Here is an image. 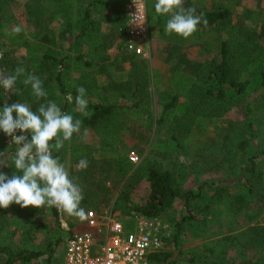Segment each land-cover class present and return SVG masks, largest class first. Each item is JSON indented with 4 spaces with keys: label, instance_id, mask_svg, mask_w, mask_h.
<instances>
[{
    "label": "trees",
    "instance_id": "1",
    "mask_svg": "<svg viewBox=\"0 0 264 264\" xmlns=\"http://www.w3.org/2000/svg\"><path fill=\"white\" fill-rule=\"evenodd\" d=\"M124 2L125 0H34L35 7L27 10L29 23L32 26V36L38 41L51 45L54 34L47 26L51 22H55L61 27L59 38L66 42L69 41L67 51L76 52V56L71 57V53L68 52L60 56L55 54L58 53L55 52L56 48L49 47L48 51L39 58L35 68L30 69L29 66L23 65L21 60L13 58L1 41L3 28L12 19V10L10 0H0V54H2L0 72L10 75L17 67H23L25 74L32 73L39 76L43 81V87L48 92V100L54 101L63 98L62 111L69 109L73 111L77 88L83 86L86 89V96H88L86 99L89 102L87 111L91 115L90 117H83L78 113L74 115L82 120V127L89 128L95 133L100 140L102 149L114 153H112L114 156L109 159H98L95 151L88 147L83 154L75 159L76 163L81 158H86L88 161V167L85 170L70 169V177L74 178L75 182L80 186H88L87 190H83L84 198L80 206L84 207L89 202L90 204L94 203L100 194H106L110 180L114 179L116 184V179H118L120 188L112 212L126 225L131 224L130 217L134 213L173 221L174 219L166 212L181 196L185 197L186 203L189 199H194V203L190 207L186 204V206L188 205L187 213L182 218L185 223L198 220V216L201 217L202 222L206 221L213 210L212 204L202 203L199 191L193 193L190 189L186 192L182 190L179 182L180 174L170 168L164 160L143 157L139 164L132 163L126 153L121 150L119 144L121 133L128 124L129 110H136L141 112L151 125L162 128L163 135L167 139L183 140L190 136L195 128H198L200 117H222L232 108L240 106L237 100L228 98L227 90L230 88L239 94L245 92L247 82L242 75L253 70L260 77V93L254 106H251L249 101L244 106L241 105L244 112L245 134L235 144L236 152L246 157L240 164L235 162L234 155L230 157L226 155L222 163V167L225 164L226 168L221 169L223 178L212 181L210 190L215 195L217 202L227 201L235 212L253 204L254 218L263 214L264 150H256L254 154L249 155H245V152L253 140L259 138L262 128L264 132V46L258 42L259 38L264 37V12L262 10H244L243 19H253L254 22H237L234 17V7L227 1H213L202 7L194 5L190 0L183 1L185 9L194 8L195 15L203 14V19L207 20V24L201 22L197 27L210 26L216 32L217 47L214 54L203 60H191L185 56V39L173 34L175 45L170 48L167 58L169 60L176 55V66L182 69L183 65L184 71L191 75L192 83L187 89L186 102L182 106H180L178 93L172 90L160 93L163 103L159 117H156L147 107L150 101V92L146 89L149 82L147 66L133 52H127L124 56L126 62L129 63L128 79L125 82H116L113 85L109 84L99 88L95 83L94 73H80L78 76H74L72 79L74 84L68 87L69 94L73 96V103H69L65 99L66 95L64 94H67V90L62 81L65 61L71 58L74 62H82L87 67H92V62L81 61L83 55L86 54L84 47L88 48V45L93 44L94 49L104 48V38L102 37L105 34L101 29V24L104 22L110 23L121 34L125 32ZM99 6H106L110 11L103 19L96 16ZM168 19L165 18L164 21L167 22ZM96 42L99 44L96 45ZM171 68L173 69V66ZM85 78L89 82L85 81ZM22 79L23 77L19 78L16 83V88L21 90V94H16L15 91L7 93L0 87V108L6 103L11 104L22 100L37 106L31 95L30 86L25 87ZM106 88H111L108 98L98 94L100 90ZM130 136L131 138L138 137L132 132ZM66 149H68L66 144L58 152L53 149L54 157L62 162ZM14 151L15 147L6 142L4 134L0 132V152L7 153L9 165H12ZM0 171L11 176L14 167L5 166L0 168ZM232 183L240 184L246 192L233 194L230 191ZM142 184L146 186V197L143 203L132 204L130 195ZM14 205L13 203L9 206L13 213L11 218L14 223V231L10 229L11 224H9L12 223L8 216V212L11 211L9 208H0V264H28L43 255L44 251L32 249L28 245V240L22 239L19 243L12 242L13 234L22 225L28 229V221H31L30 225L33 226L34 231L46 228L47 225L41 217L47 211H50L51 216L56 220L59 219V213L55 208L47 206L21 208L19 205ZM252 219L250 218V220ZM176 222L182 226L181 221ZM8 230H10L9 236L4 237L3 235H6L4 231ZM161 237L163 236L161 235ZM244 238L243 245H248L249 249L260 246L264 249V225H257L254 231ZM225 239L217 240L216 245ZM60 241L58 240V243ZM178 241V238L174 239L176 247ZM171 243H173V238ZM203 247V252L189 254L186 262L198 264H258L260 262V260H256L257 257L254 259L245 256V254H242L239 260L231 259L223 247ZM162 248L161 246L160 249L148 255V264H169L170 253ZM262 255L264 256V253Z\"/></svg>",
    "mask_w": 264,
    "mask_h": 264
},
{
    "label": "rangeland",
    "instance_id": "2",
    "mask_svg": "<svg viewBox=\"0 0 264 264\" xmlns=\"http://www.w3.org/2000/svg\"><path fill=\"white\" fill-rule=\"evenodd\" d=\"M144 1L146 4L148 30L146 47L150 54V59L145 60L137 56L139 60H142L146 64L149 72V82L146 89L150 92V101L147 107L156 117H159L163 103L160 98V93L165 90H172L178 93L180 106H182L186 102V93L188 87L192 83V77L189 73L184 71L183 65L182 69L176 66V55L169 60L167 58L170 48L175 45L173 42L172 44L168 43L170 39L173 41V35L168 36L164 33V20L168 15L161 16L155 12L154 5L156 0ZM190 1L198 7L210 4L213 1H227L234 7V17L237 22L251 23V21H253V19H243L245 15L244 10H262L264 12V0ZM126 2L127 0L124 2V7ZM10 6L12 10V19L4 26L1 34V41L13 58L21 60L23 65L29 66L30 69H34L39 58L48 51L49 47L56 48L55 52L58 53L55 54L60 56L65 55L67 52L71 53V57L76 56V52L67 51L69 41L66 42L62 38H59L58 35L60 34L61 27L55 22H51V24L47 26L54 34V39L52 43H50L51 45L47 42L38 41L32 36V26H30L29 23L30 20L27 10L35 7L34 0H10ZM109 12L106 6H99L96 16L99 19H103ZM158 22L163 25V29L157 28L159 32H155L154 30ZM18 25L22 26V31L19 34H14L12 29ZM101 29L105 34L102 37L104 38V48L98 47L94 49L92 47L93 44L88 45V48L83 45V47L86 48L84 50L86 54L83 55L81 61L92 62V67L89 68L82 62H74L71 58L65 61L66 65L62 71V81L67 90V94L64 95L67 96L69 94L68 87L74 84L72 79L80 73H94V80L99 88L108 86L109 84L113 85L116 82L122 83L128 79L127 72L129 63L126 62L124 56L127 52L132 51L128 49L126 24L123 34L119 33L110 23H102ZM156 35L157 37H162L161 39H164V42L159 41L161 39L158 38V40L157 37H155ZM216 37V32L210 26L197 27V31L184 41L185 56L191 60L195 59L201 61L205 57L214 54L217 47ZM258 42L260 45L264 46V37L259 38ZM98 44L99 43L96 42V45ZM171 66H173V69ZM98 71L104 72L99 73ZM242 77L247 82L245 92L239 94L230 88L227 90L228 98L237 100L240 106L232 108L222 117H200L198 119V128H195L192 134L183 140L173 141L167 139L163 135L162 128L151 125L141 112L129 110V121L124 131L121 133V140L119 142L122 152L126 153L128 159L130 155H137L139 157L138 161L135 163L132 162L135 165L139 164L143 157L164 160L168 163L170 168L176 170V172L180 174L179 182L182 190L186 192V190L190 189L193 193L199 191L202 196L201 202L212 204L213 206V210L208 215L206 221L202 222L200 220L201 217L198 216V220L186 221L185 223L182 218L187 213V206L189 205L190 207L191 204L194 203V199L191 198L186 203L185 197L181 196L176 199L174 206L166 212L174 219L173 221H165L157 217L162 227L160 232V236H163L161 237L162 249L170 253L168 258L169 264H198L189 263L186 262V260L189 254L203 252V246L215 248L223 247L231 259L239 260L242 254L254 259L257 257L256 260H260L258 264H264V256L262 255L264 249L262 246L249 249L248 245H243L244 237L247 234L253 232L257 225H264V213L254 218L253 214L255 213V209L253 204L242 208L239 212H235L227 201L221 203L217 202L215 200V195L210 190L212 181L223 178L222 170L226 168V165L224 164L222 167V163L226 155L229 157L234 155L235 162L240 164L243 163L246 157L235 150V144L239 142L245 134L244 112L241 105L244 106L248 101L251 106L255 105V101L260 93V77L257 72L253 70L247 73L245 72ZM87 78L89 79V77ZM88 79L85 78V81L89 82ZM110 91L111 88H106L100 90L98 94L108 98L111 94ZM87 97L88 96H86V98ZM54 101L58 106H63V98ZM20 102L28 103L32 106L33 111L36 110L37 106L31 102L26 100ZM64 112L72 115L75 114L70 109ZM131 132L133 135L137 134L138 137L131 138ZM260 134L259 138L254 139L249 148H247L245 155L254 154L256 150H264L263 128ZM90 136H92V138H90ZM4 138L6 142H9V144L11 143L10 137L4 134ZM65 144L68 146V149L64 151V158L61 163L68 169L69 174L70 169L76 170V156L83 154L88 147L95 151V155L98 159H109L114 156H112V151L102 149L100 140L96 139V137L91 134L84 135L83 137H81V134H74L72 139L66 141ZM117 180L118 179H116L115 184L114 179H111L108 183L106 194H100L96 198L102 200L100 203L102 209L100 215L106 214L109 208L112 209V207H114V201L118 196V190L120 188ZM86 187L88 186H81L82 190L86 189ZM230 191L233 194L246 192L245 189L237 183H232ZM145 197L146 186L142 184L131 193L130 202H132V204L143 203ZM186 204L188 205L186 206ZM14 206H17V204ZM84 209L87 211L92 209V206L84 207ZM9 211H11L8 212L9 220L12 222L9 223L11 224L10 229L14 231V223L11 218L13 213L10 208ZM41 218L47 225L46 228L34 231L33 226L30 225L32 224L31 221H28V229L21 224L22 226H20L18 230H15L13 239L11 240L14 243H19L22 239L25 241L28 240V245L32 249L46 252V255H41L39 258L33 259L29 264H42L47 259H50L52 264H63L62 255L64 254L65 238L72 231H81L84 226L78 228L77 226L79 224L77 222L72 223L74 219L77 220L76 217L70 218L66 214L63 216L59 214V219L56 220L55 217H52L51 213L47 211ZM250 218L253 219L250 220ZM176 221H181L182 226L181 224L178 225ZM230 228L232 229L229 231ZM4 232L6 235L3 236L8 237L10 230ZM172 238L173 243H171ZM175 238L179 239L177 247L174 242ZM62 239L64 240L63 242ZM219 239L225 240H222L219 245H216ZM58 240L61 241L58 243Z\"/></svg>",
    "mask_w": 264,
    "mask_h": 264
},
{
    "label": "clouds",
    "instance_id": "3",
    "mask_svg": "<svg viewBox=\"0 0 264 264\" xmlns=\"http://www.w3.org/2000/svg\"><path fill=\"white\" fill-rule=\"evenodd\" d=\"M154 9L161 16L170 14L164 28L168 36L175 34L188 39L201 22L207 24L202 13L195 15L194 8L185 9L183 0H156ZM141 19L144 22V18ZM21 31L22 26L19 25L12 29L14 34ZM21 77L23 85L30 86L37 107L33 111L28 103L14 102L0 108V131L10 137L11 145L15 146L12 165L7 162V153L0 152V168L14 167L11 176L0 171V208L7 209L13 203L21 208L47 206L55 208L61 216L66 214L84 220L88 214L80 206L84 198L83 190L70 177L65 165L53 155V149L60 151L74 134H80L83 122L62 111L55 101L48 100V92L41 78L32 73L25 74L23 67H17L10 75L0 72V87L7 93L15 91L21 94V90L16 88L17 80ZM65 99L73 103L71 94ZM88 103L86 89L78 87L73 112L90 117ZM87 167L86 158H81L76 165L78 171Z\"/></svg>",
    "mask_w": 264,
    "mask_h": 264
},
{
    "label": "built area",
    "instance_id": "4",
    "mask_svg": "<svg viewBox=\"0 0 264 264\" xmlns=\"http://www.w3.org/2000/svg\"><path fill=\"white\" fill-rule=\"evenodd\" d=\"M124 13L128 49L148 60L145 1L127 0ZM138 158L129 156L134 163ZM87 214L88 229L72 231L65 239L63 264H148V255L162 246L157 217L134 213L126 225L112 212L98 215L88 210Z\"/></svg>",
    "mask_w": 264,
    "mask_h": 264
},
{
    "label": "crops",
    "instance_id": "5",
    "mask_svg": "<svg viewBox=\"0 0 264 264\" xmlns=\"http://www.w3.org/2000/svg\"><path fill=\"white\" fill-rule=\"evenodd\" d=\"M166 18H170V14L166 17ZM164 25L166 26V22L164 21ZM159 26V27H158ZM157 28H159V29H163V25L162 24H159V22H158V25H157V27H155V32H159V31H157ZM161 31H163V30H161ZM155 37H157V35L155 36ZM161 39L162 37H157V39ZM158 39V40H159ZM164 40V39H163ZM162 39L161 40H159V41H161V42H164ZM172 42H173V44H175V42H174V39H173V41H172V39H170L169 41H168V43L169 44H172ZM162 45V44H161ZM158 46V45H157ZM150 59V58H149ZM148 59V60H149ZM85 129L87 130V134L86 135H94L95 137H96V139H98L99 140V138L95 135V133L91 130V129H89V128H86V127H82V130H81V132H80V134H81V137H83L84 135H85ZM79 134V135H80ZM90 138H92V136H90ZM97 143V142H96ZM95 149V148H94ZM79 155H77L76 156V158L78 157ZM75 158V159H76ZM77 164V163H76ZM95 202L94 203H92V204H90V202L88 203V204H86L84 207H88V206H92V209H89V210H92V211H94V212H96L98 215H100V213H101V205H100V203L102 202V200L100 199H96V200H94ZM82 207V206H81ZM83 207V208H84ZM88 211V210H87ZM87 211H86V213H87ZM107 213L108 212H112V209H108L107 211H106ZM49 213H51L50 211H49ZM71 218V217H70ZM77 220H73V222L72 223H78L79 225L77 226L78 228H81L82 226H84V228L82 229V230H85V229H88V227H87V225H86V220H87V218L86 219H84V220H80L79 218H76ZM81 230V231H82ZM80 231V230H79ZM66 239V238H65ZM44 255H46V252H44V254H43V256ZM62 256H64V254L62 255ZM39 258V257H38ZM63 258V257H62ZM39 260V259H38ZM29 264V263H28ZM42 264H52L51 263V260L49 259H47V260H45V262L44 263H42Z\"/></svg>",
    "mask_w": 264,
    "mask_h": 264
}]
</instances>
